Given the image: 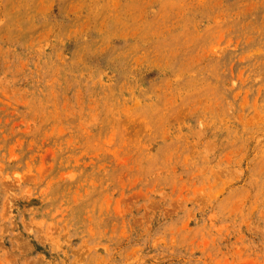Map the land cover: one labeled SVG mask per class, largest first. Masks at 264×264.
<instances>
[{
    "label": "rangeland",
    "instance_id": "374dc122",
    "mask_svg": "<svg viewBox=\"0 0 264 264\" xmlns=\"http://www.w3.org/2000/svg\"><path fill=\"white\" fill-rule=\"evenodd\" d=\"M0 264H264V0H0Z\"/></svg>",
    "mask_w": 264,
    "mask_h": 264
}]
</instances>
